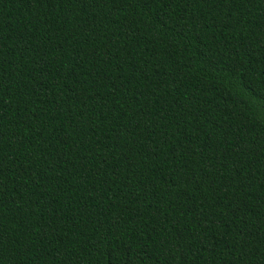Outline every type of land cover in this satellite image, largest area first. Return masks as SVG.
Returning a JSON list of instances; mask_svg holds the SVG:
<instances>
[{
  "label": "trees",
  "instance_id": "1",
  "mask_svg": "<svg viewBox=\"0 0 264 264\" xmlns=\"http://www.w3.org/2000/svg\"><path fill=\"white\" fill-rule=\"evenodd\" d=\"M0 264H264V0H0Z\"/></svg>",
  "mask_w": 264,
  "mask_h": 264
}]
</instances>
